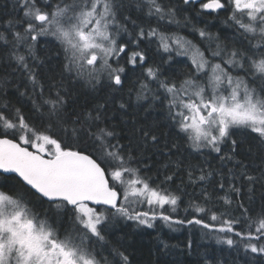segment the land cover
<instances>
[{
    "label": "snow or ice",
    "instance_id": "6c2138e0",
    "mask_svg": "<svg viewBox=\"0 0 264 264\" xmlns=\"http://www.w3.org/2000/svg\"><path fill=\"white\" fill-rule=\"evenodd\" d=\"M197 17L220 20L236 39ZM52 42L59 79L45 80L39 52ZM153 43L159 63H149ZM176 57L188 60L183 78L163 68L183 62ZM0 64L20 75L16 92L40 119L0 89V264H132L110 238L120 220L199 226L217 244L264 259V0H13L0 16ZM127 65L141 69L135 106L112 95L123 91ZM77 88L103 100L70 107ZM111 105L123 127L108 116ZM137 108L159 109L167 123L138 120ZM163 127L195 152L215 153L220 166L172 159L180 145ZM245 142L255 167L241 155ZM180 172L187 182L173 188ZM189 186L200 191L185 204ZM181 205L184 218L173 215Z\"/></svg>",
    "mask_w": 264,
    "mask_h": 264
},
{
    "label": "trees",
    "instance_id": "16d2710c",
    "mask_svg": "<svg viewBox=\"0 0 264 264\" xmlns=\"http://www.w3.org/2000/svg\"><path fill=\"white\" fill-rule=\"evenodd\" d=\"M127 3V0H125ZM131 10H126L125 14H129ZM13 12V0H0V16L7 17L8 14ZM133 16L136 13L131 12ZM223 17H221V20ZM199 27H204L205 23L209 25V31L223 32V28L220 20H214L212 18H202L197 17L196 21ZM155 24V21H153ZM215 25V26H213ZM228 29V28H227ZM171 30L180 31L182 35L187 36L189 39H192V35L188 29H176L175 26H172ZM229 35L233 33L232 29L228 30ZM225 33V32H224ZM128 39L127 36L123 37ZM145 47V45H142ZM57 46L55 42L46 44L43 46L42 50L39 52L41 59L45 61L44 65L41 67L40 71L47 80V77L56 75V78L59 79L60 65L59 61L62 59L61 56H57ZM146 52L149 57V63L153 60L156 63H159L160 54L156 51V45L153 43L149 46H146ZM176 60L183 61L182 63H176L173 65L172 69H168V65H163V68L167 70V74L171 75L175 73L178 78H183L185 72L189 69L187 67L188 60L185 57H176ZM121 64H124V60L120 61ZM125 74V84L122 92L113 93V96L117 98L122 97L124 100L129 101L132 105H136V92L134 84L138 78H140L141 69L137 67L133 69L131 65L126 66ZM7 81V87H5L4 82ZM24 81L21 79L18 73H12L11 69H5L3 64H0V89L3 90L7 95L5 99L11 101V103L21 108L24 115L28 119L37 125L40 124V119L38 114H36L31 105V101L27 97H20L16 92V88L20 87V90L23 91L22 87ZM131 89V91H129ZM87 97V100L85 99ZM97 100H103V94L93 93L89 89L77 88L73 93L72 99L69 102L70 107L80 108L84 107L86 104H94ZM147 106V102H143ZM117 105H111L108 112V116L113 118V122L118 124L119 127L124 125L120 123L121 117L118 113L114 115V109ZM131 111V110H130ZM136 115L138 120L143 121L147 117L148 122H151L153 119L159 120L162 125L167 123L165 121L164 114L159 110L155 109L151 112V115L145 113L142 110L136 109V112L133 113ZM126 122L131 125L132 121L126 118ZM118 127V130H119ZM165 133H170V138H175L176 142L180 145L179 152L172 157V159H185L194 164H211L213 168L220 166L221 162L216 159V154L212 153L211 156L207 155L208 150H202L201 153H197L188 147L187 143L176 136L175 130L171 127H163ZM182 135V134H181ZM237 139L244 140L243 134L237 136ZM247 143H243L240 149L241 155L245 158V163H249L252 167H255L258 164V161H250L247 158ZM176 151L175 149L173 150ZM157 161L156 165L152 168L151 172H148L147 175L152 176L154 179L156 177L157 168L161 167V161L163 157L159 154L153 157ZM231 163L227 164L226 167H231ZM175 168V165H173ZM163 171V169H161ZM162 178V177H161ZM181 179L187 182V176L183 172H180L176 178L175 185H172L175 188L177 185L184 187L181 184ZM186 192L190 195H185L183 197L185 204L187 203L190 196H195L199 194L200 188L198 186H189L186 189ZM260 196L261 190H257L255 194V204L254 207L258 211L260 207ZM247 203V200L245 201ZM38 206V205H37ZM184 206L181 205L178 213H175L174 216L179 218H184L186 213L184 212ZM191 218V217H189ZM207 232L205 229H201L199 226H180L173 225L171 228L168 227L165 223L157 221L153 228H147L142 226H137L133 221H126V223L114 232V235L110 237L114 242L119 241L123 247L122 250H127L132 264H205V260L212 261V264H217V261H223V264H264V259L255 257L254 254L245 253L242 248L229 249L226 245H221L216 243L215 235H204ZM163 241L168 245L167 248H164L161 244ZM189 242H191V247H188Z\"/></svg>",
    "mask_w": 264,
    "mask_h": 264
},
{
    "label": "rangeland",
    "instance_id": "374dc122",
    "mask_svg": "<svg viewBox=\"0 0 264 264\" xmlns=\"http://www.w3.org/2000/svg\"><path fill=\"white\" fill-rule=\"evenodd\" d=\"M223 25V24H222ZM223 28L225 29L223 32H219V33H221V39L222 40H224L225 39V37H227V42H231L232 40H234V39H236V37H234L233 36V34H231V35H229V29H227L226 28V26L225 25H223ZM182 29V28H181ZM225 32V33H224ZM213 33H216L215 31H213ZM213 47H214V45H213ZM186 58V57H185ZM26 198L27 199H33V198H31V197H27L26 196ZM33 203H35V200L33 199ZM37 209L39 210V206H37ZM173 215H175V214H173ZM157 221H160V220H157ZM157 221H155V223L157 222ZM134 222V221H133ZM160 222H162V223H164L163 221H160ZM126 223V221H124V220H120L117 224H115V230H114V232H116V230L118 229V227H120V226H122V225H124ZM135 223V222H134ZM154 223V224H155ZM138 226V225H137ZM142 227H145V226H142Z\"/></svg>",
    "mask_w": 264,
    "mask_h": 264
}]
</instances>
